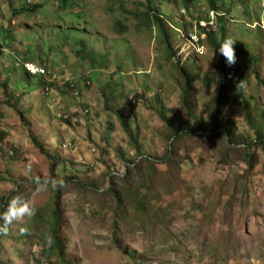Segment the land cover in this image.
Segmentation results:
<instances>
[{
	"label": "rangeland",
	"instance_id": "obj_1",
	"mask_svg": "<svg viewBox=\"0 0 264 264\" xmlns=\"http://www.w3.org/2000/svg\"><path fill=\"white\" fill-rule=\"evenodd\" d=\"M146 4L0 0V216L13 197L35 209L0 230V263L264 264V150L249 149L253 170L244 160L246 147L264 139V0ZM30 5L31 13L9 11ZM220 27L234 40L237 75L219 104L217 58L200 28L218 42ZM24 60L45 75L28 76ZM44 153L58 161L53 175ZM139 155L149 160L125 191L145 192L151 167L160 174L141 219L131 207L115 211L108 191L110 175L122 177ZM172 169L178 180L168 182ZM54 211L60 251L51 250Z\"/></svg>",
	"mask_w": 264,
	"mask_h": 264
},
{
	"label": "trees",
	"instance_id": "obj_2",
	"mask_svg": "<svg viewBox=\"0 0 264 264\" xmlns=\"http://www.w3.org/2000/svg\"><path fill=\"white\" fill-rule=\"evenodd\" d=\"M8 4L12 5V0L8 1ZM185 4L184 6H186V0H182ZM146 7L147 9H153L152 7V0H145ZM16 6V8H12L10 6L9 11L13 13V17L16 15V13H31L32 10L35 8H37L36 5H30L29 7H23L21 6ZM11 13V14H12ZM152 12H150L148 10V13H146L147 15H144V17L149 18ZM151 17V16H150ZM154 20L155 23L158 27V31L161 34H164V39L167 38L166 36V31H164L163 29V25H164V21L162 20V18H160L159 16H154ZM202 31H204L205 33H207V42L210 45V47L213 49L216 58H217V63H218V70L220 73V80L217 82V95H218V103L220 104L222 102V97L224 95L225 92L229 91L231 83L233 82L234 77H236L237 75V69L236 67L231 63L228 64L226 62V58L219 53V51L217 50V48L219 47L220 42H222L226 36H225V32L223 28H219L220 34H221V38L218 42L214 41L213 39H211L210 34L208 33V31H205L204 28H200ZM5 32L8 33V30L5 29ZM9 36V33L8 35ZM24 62H29L27 60H24ZM22 63V65H23ZM181 77L184 80V97H183V103L185 105V107L187 108V112L190 114V110H191V93H190V79L188 74H186V72L184 70L181 71ZM42 78V77H41ZM40 79V78H39ZM40 81L43 82V79ZM39 81V82H40ZM44 83V82H43ZM42 83V84H43ZM87 85L90 84L89 80H86ZM51 85V84H49ZM12 107H14L13 105H10ZM190 106V108H189ZM243 119L244 121L249 125L252 126V113L250 108L248 107V105L246 103H243ZM131 111L134 113L135 111V107L134 105H132ZM18 115L20 116V120H22L24 122V118L21 114V112L19 110H17ZM162 119L170 124V121L166 120V117L161 115ZM122 125L124 127L125 132L128 134V137L130 140L133 139V132L132 129H130V127L128 125H126L124 122H122ZM224 126V125H222ZM226 127V126H225ZM185 130H182L178 133V130H173V136L174 137H178V134H181L182 132H184ZM193 131V130H192ZM28 133H29V138L32 141V143L38 148L40 149L42 152L43 151V146L38 142V140L36 139V136L34 135V133H32V131L28 128ZM224 136V140L230 139V135L229 134H225ZM226 136V137H225ZM252 146H258L259 148H261L262 150H264V139L261 138H256L255 141L251 144H249L246 148V152L244 153V157H245V162H246V166H247V171H251L254 169L255 167V162H256V157H254V153L250 152L249 149ZM47 157V159L50 162V167H49V173L50 175H53L56 167H57V163L58 161L49 153H44ZM169 154L170 152H168V154L165 156L163 163L167 164L169 161ZM148 158L144 155H139L137 158V162H134L131 166H128L126 169V172H124V175H122V177H120L119 175L116 174H112L110 175V185L108 188L109 193L111 194L112 198L115 200V204H114V210L115 211H125L127 209V207H131L133 208L134 212H135V217L141 219V217H143L145 215V213L149 210L151 204V199L153 195H156V190L154 191L152 189V187H150V183L152 182L151 177L154 176H159L160 174H157V170L154 167H151V175L150 173H147L146 179H148V182L145 186V192H142L140 190V188H132L129 191H125L124 187H126L129 184V178L133 177L135 174H137L139 172L138 165L141 162H148ZM178 165V163H177ZM178 167V166H177ZM176 169H172V171H170L169 173H167V177L166 180L168 182H172V181H177V172H175ZM148 177V178H147ZM65 183V182H64ZM35 185H38V181H36L34 183ZM35 185L31 186V189L35 188ZM154 193V194H153ZM153 194V195H152ZM59 193H57V199L58 198ZM56 204L58 203L59 205V200L58 202H55ZM2 204L5 205L6 204V200L2 201ZM9 205V203H8ZM7 205V207H8ZM56 211L53 212L52 215V227L50 228L51 231V235H52V244H51V250H56V251H60V240L57 236V228H56ZM2 215L0 216V221H2ZM61 253L58 252V255L61 257L60 255ZM2 264V263H0Z\"/></svg>",
	"mask_w": 264,
	"mask_h": 264
},
{
	"label": "clouds",
	"instance_id": "obj_3",
	"mask_svg": "<svg viewBox=\"0 0 264 264\" xmlns=\"http://www.w3.org/2000/svg\"><path fill=\"white\" fill-rule=\"evenodd\" d=\"M233 42L234 40H232L230 37H226L222 42H220L219 47L217 48L219 53L226 58V62L228 64L234 63L235 61L234 51L232 47ZM27 75L31 76L29 74ZM49 182L52 184L53 187L63 184V181H59V180H44L42 183L47 185ZM38 183H40V181H38ZM34 214H35V209L31 208L26 201H24L21 197H13L9 202L8 212L2 217L4 220V226H2L0 230L6 231V225L10 224L13 221V219L17 217H23L25 215L32 216ZM23 230L24 229H22V231Z\"/></svg>",
	"mask_w": 264,
	"mask_h": 264
},
{
	"label": "built area",
	"instance_id": "obj_4",
	"mask_svg": "<svg viewBox=\"0 0 264 264\" xmlns=\"http://www.w3.org/2000/svg\"><path fill=\"white\" fill-rule=\"evenodd\" d=\"M23 69L27 74L31 76H44L45 75L44 69L35 63L24 62Z\"/></svg>",
	"mask_w": 264,
	"mask_h": 264
}]
</instances>
